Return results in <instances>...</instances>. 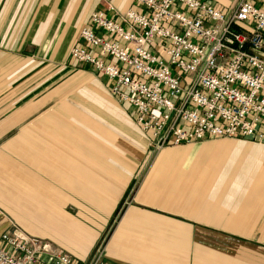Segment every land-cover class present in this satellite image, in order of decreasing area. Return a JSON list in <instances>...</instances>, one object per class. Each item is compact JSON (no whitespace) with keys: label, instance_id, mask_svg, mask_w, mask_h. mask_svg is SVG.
<instances>
[{"label":"crops","instance_id":"crops-1","mask_svg":"<svg viewBox=\"0 0 264 264\" xmlns=\"http://www.w3.org/2000/svg\"><path fill=\"white\" fill-rule=\"evenodd\" d=\"M206 1L231 9L238 0ZM70 7L61 20L50 13L48 31L73 37L68 52L93 13L119 21L117 14L139 10L134 0H97L69 32ZM13 65L0 75V213L10 224L14 208L25 233L83 263L90 248L79 247L96 241L125 202L108 264H264V140L209 139L151 158L150 135L136 124L135 110L111 95L109 80L91 75L110 101L98 119L93 104L55 91L17 110L11 97L18 91L8 88Z\"/></svg>","mask_w":264,"mask_h":264},{"label":"built area","instance_id":"built-area-1","mask_svg":"<svg viewBox=\"0 0 264 264\" xmlns=\"http://www.w3.org/2000/svg\"><path fill=\"white\" fill-rule=\"evenodd\" d=\"M139 10L90 17L69 61L112 83L150 148L264 138V0L221 9L206 0H134ZM0 264L81 263L32 237L0 236Z\"/></svg>","mask_w":264,"mask_h":264},{"label":"rangeland","instance_id":"rangeland-1","mask_svg":"<svg viewBox=\"0 0 264 264\" xmlns=\"http://www.w3.org/2000/svg\"><path fill=\"white\" fill-rule=\"evenodd\" d=\"M96 1L97 0H0V75L4 74L2 70H4L6 66L11 63H16V65L12 66L13 70L11 71L15 76L8 84L10 90L14 89L18 91L11 97L13 101L19 100L13 105L14 108L20 110L24 103L31 108L32 100H34L37 94L40 95L41 93H51L55 91L62 100H77V103L93 104V117L97 119L100 118V108L102 106L105 107V103L109 105L110 101L109 99L107 100L108 96L105 94L106 91L102 83L91 78V75L95 74V71H82L81 69H76L67 62L69 53L67 48L73 40V37L70 38L68 33L60 35L56 32L58 31V28H56L54 38L48 36V31L53 23L52 18L54 15L58 14L59 17L56 19L61 20L60 14L62 10L71 5L70 9L75 11V14L71 19V27L69 26L68 31L72 32L74 25H76V27L78 26L76 24L78 19L77 16L82 8L88 7L85 9L88 10L90 7L94 6ZM238 2L239 0L235 7ZM97 4H99V2H97ZM55 6L58 7L55 9ZM72 6L75 9H73ZM52 10H54V12H52ZM50 13L52 18L49 17ZM66 54L67 59L65 58ZM22 95H26V97L21 98ZM48 104L49 102H46L45 106ZM94 127H98L97 124L94 123ZM151 153V158H153L155 154L157 155L160 152L151 150ZM5 191L6 188L4 185L3 187L0 186V198L4 197ZM125 206L126 204L124 202L121 208L116 210L109 225L104 232L98 236L96 241L85 243V245L79 247L82 248L80 249L81 251H83V249L85 250L88 246L90 248L84 263L91 262L94 258L100 256L106 261L105 256L107 257L106 250L107 247H109L108 242H110L109 240L112 237V232L116 228V223L121 219L124 213ZM1 212L0 232L4 231V233H9L12 236L32 237L27 234L28 231L26 229H23L19 225L17 221L19 218L15 217L17 211L14 208L13 212L15 215H13L11 224L9 221L10 218L6 217L3 210ZM41 241L46 242L44 240ZM53 248L60 252L56 247Z\"/></svg>","mask_w":264,"mask_h":264}]
</instances>
